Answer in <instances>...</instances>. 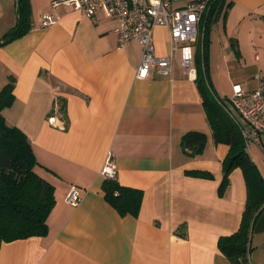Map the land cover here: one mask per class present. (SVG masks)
<instances>
[{"label":"crops","instance_id":"0c3cea01","mask_svg":"<svg viewBox=\"0 0 264 264\" xmlns=\"http://www.w3.org/2000/svg\"><path fill=\"white\" fill-rule=\"evenodd\" d=\"M52 1L31 0V29L0 45V90L15 79L16 99L3 113L28 135L38 172L55 185L56 204L48 233L4 242L0 264H232L218 241L240 226L250 173L234 168L220 191L230 147L215 142L204 98L212 89L231 98L236 85L251 93L264 80V0H223L221 16L208 25L211 91L206 77L200 85L188 78L179 60L169 76L154 68L138 78L141 47L136 40L119 45L114 19ZM16 3L0 0V38L17 22ZM50 12L59 18L43 27ZM154 43L158 55L169 54V28L157 26ZM190 130L208 136L200 155L181 146ZM260 146L264 134L248 149L258 170ZM110 156L119 181L144 192L137 217L122 216L105 199L101 171ZM73 184L82 192L76 206L65 200ZM263 220L264 210L252 231L251 264H264Z\"/></svg>","mask_w":264,"mask_h":264},{"label":"trees","instance_id":"16d2710c","mask_svg":"<svg viewBox=\"0 0 264 264\" xmlns=\"http://www.w3.org/2000/svg\"><path fill=\"white\" fill-rule=\"evenodd\" d=\"M219 6L222 10L225 8L223 0L221 4L219 1ZM221 8L216 6L212 15L216 10L221 14ZM16 12L17 22L0 38V45L22 37L32 27L31 0H17ZM211 22L212 19H209V24ZM202 48V70L205 76L202 79L198 76L199 85L205 77L210 82L207 35ZM211 87L209 83V90ZM14 90L13 77L0 90V247L4 242L46 235L49 230L48 217L56 204L55 185L38 172L40 163L28 135L20 127L9 124L4 116V109L12 106L16 99ZM204 107L215 142L230 147L223 162L224 177L220 191L229 185L232 170L241 166L246 174L250 173L248 183L252 192L239 228L233 233L220 236L218 247L232 264H251L252 231L264 210V178L246 148L241 124L232 118L226 99L205 97ZM61 111L65 114V105H62ZM207 140L205 132L190 130L182 136L181 146L188 155L197 156L203 153ZM191 173L200 177H213L211 172L205 170H193ZM103 190L105 199L122 216L139 215L144 197L142 189L123 185L116 173L114 176H106Z\"/></svg>","mask_w":264,"mask_h":264},{"label":"built area","instance_id":"2783aa9c","mask_svg":"<svg viewBox=\"0 0 264 264\" xmlns=\"http://www.w3.org/2000/svg\"><path fill=\"white\" fill-rule=\"evenodd\" d=\"M219 1L221 4L222 0H53L52 6L82 11L90 18L100 12L114 19L117 23L115 31L119 45L123 47L136 40L141 47L142 57L136 73L138 78H148L154 68L161 75L169 76L172 74L174 62L179 60L184 74L190 79H196L197 49L194 44L200 42L203 47L209 19L214 21L221 16L219 10L212 15L216 6L221 8ZM58 18L54 12L46 13L41 18V25L49 27ZM157 26L169 28L170 46L167 55L156 53L154 31ZM226 104L232 118L241 124L246 148L250 149L260 143L264 133V80L251 93L236 85L233 96L226 99ZM101 174H116V166L111 156L108 157ZM65 200L68 204L78 205L82 200L80 187L71 185Z\"/></svg>","mask_w":264,"mask_h":264},{"label":"rangeland","instance_id":"374dc122","mask_svg":"<svg viewBox=\"0 0 264 264\" xmlns=\"http://www.w3.org/2000/svg\"><path fill=\"white\" fill-rule=\"evenodd\" d=\"M219 23V24H218ZM221 26H222V23L217 22L216 24H214V26L212 27L211 31H213V35H214V38L217 37V34H216V30L219 29L221 30ZM209 31V30H208ZM207 31V32H208ZM210 31V32H211ZM209 32V33H210ZM195 48L199 51L198 55H197V59H198V62L202 63V47L199 46V43H196L194 44ZM224 52V51H223ZM196 64V63H195ZM213 87V86H212ZM211 90V89H210ZM212 97L213 98H217L218 96H216V91L215 89H212ZM222 98V97H221ZM219 101V100H218ZM264 134V133H263ZM262 147V146H260ZM257 164H258V167L262 170V172L264 173V149L263 147L261 148V150L257 153ZM259 169V170H260ZM260 170V171H261ZM38 171H39V168H38ZM264 221V220H263ZM262 223V222H261Z\"/></svg>","mask_w":264,"mask_h":264},{"label":"water","instance_id":"95a60500","mask_svg":"<svg viewBox=\"0 0 264 264\" xmlns=\"http://www.w3.org/2000/svg\"><path fill=\"white\" fill-rule=\"evenodd\" d=\"M227 99H229V98H227Z\"/></svg>","mask_w":264,"mask_h":264}]
</instances>
